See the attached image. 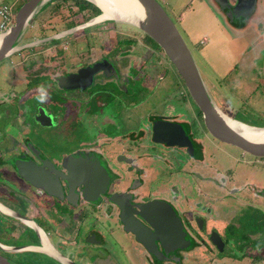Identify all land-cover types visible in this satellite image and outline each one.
<instances>
[{
    "label": "flooded vegetation",
    "instance_id": "af4514ba",
    "mask_svg": "<svg viewBox=\"0 0 264 264\" xmlns=\"http://www.w3.org/2000/svg\"><path fill=\"white\" fill-rule=\"evenodd\" d=\"M69 1L75 6L71 9V14L54 19L66 2ZM216 1L214 3L219 9V14L225 20V23L230 26H234L236 23L239 24L245 17L247 18L244 20L249 21V17L255 14L257 8V0L251 11L250 7H247V3L244 2L237 5L236 0H231V3L228 0H220L222 3ZM228 3L230 7L226 8L225 6ZM47 5H51L54 9L51 8L48 11L50 12L49 15L44 16L43 24L46 27L55 25V23L65 25L61 29L43 34L47 37L79 25L100 13V9L87 0H63L62 2L49 0L48 3L44 2L42 7ZM219 6H222L221 11ZM71 7L72 5H69L67 8ZM96 7L98 11H96ZM238 9L240 11L249 10L242 14L237 11ZM90 12L92 13L90 14ZM81 16L82 19L78 20ZM112 20L121 21L112 18H104L100 21L104 23ZM46 22L49 24H46ZM93 24L91 23L80 29L84 31L55 38L65 37L63 39L42 42L40 49L26 52L24 54L25 58L14 64V68L20 73L19 75H13L14 80L11 79L13 84H25L24 92L19 95V98L23 95L25 100L22 101L21 106L16 105L18 119L20 118V124L22 123L20 125L21 129L26 127V130L38 133L41 129L50 130L54 128L52 126L58 127L60 125V122L55 119L58 111L50 106V103L45 99L43 100L44 104L42 103L41 93L37 92L36 96L33 95L35 88H53L50 83L57 84L54 76L79 71L81 76L78 79L72 77L71 82L84 83L88 81L89 84L83 88L79 85L66 88L71 90L61 95L71 100L75 99L77 103L78 101H85L86 103L88 100H92L95 108L101 107L103 101H110L111 99L109 95H101V91L110 92L113 97L121 94L117 93L120 92V89L127 91L124 95L129 94L128 84L122 83V81L125 78L127 79L129 63L138 59L140 54L135 52L137 49L122 40L127 35L134 37L135 41H140V46L145 48V51L154 53L155 58L159 56V50L162 51L160 47L153 45L154 43L148 38L147 33L135 26L134 29L140 35L135 32L134 34L123 32L117 27L106 25L107 28L104 31H107L108 35L111 33V37L103 40L105 41L104 44L108 42L105 47L111 52V59L103 58V60L96 61L97 64H95L93 60H88L89 52H76L70 60L74 62L70 64V61H68L69 65H66V69L62 70L55 60L57 50L65 48V45L62 46L61 44L67 45L71 40L84 38L92 30L90 27ZM77 30L79 29L73 32ZM119 33L122 34L121 37H118ZM35 40L22 36L19 38L18 43ZM111 40H115L113 46H111ZM21 50H18V54L25 52ZM30 55H34L35 58H37L36 55H39L41 58L38 61L31 60L28 59ZM160 57L163 63L160 72L157 71V79H159L160 74L164 77L166 74L173 76L174 67L172 63L167 61L168 58L164 53ZM100 64L102 66L98 67ZM137 68L142 76H147V79L153 78V70L150 66H146L143 61L140 62ZM96 71L111 72L109 77L112 79L107 80L121 81L119 86L114 87V82L112 87L104 89L102 87L105 82L104 79L99 80V82L95 81ZM38 76H44V78L41 80L42 82L35 83L34 77ZM31 88L32 93L28 90ZM59 88L64 89V87ZM185 96L186 99L190 97L186 94ZM82 103L73 109L70 117L78 119L80 116H84L87 124L96 121L101 123L96 124V126L91 125V128L90 125L86 127L82 125L81 128H88L85 130L90 128L91 133L81 130L79 134L70 140V143L73 144L68 149L52 153L51 150L43 149L29 140L27 136L22 138V141L7 136L10 142L9 145L4 147L5 152L3 154L6 158H0V177L6 180L15 177V186L18 191L13 192L17 196L11 197V199L6 197L4 192H0V213L5 216L2 219L6 224V229L1 234L11 240L6 242L0 240V254L13 262L21 261L25 264H121L115 254L112 252L108 254L104 250L108 245L103 232L98 228H93V226H105L106 229L114 230V232L121 235L119 240H123L127 244L133 254L132 260L136 259L137 261V263L133 262L134 264H264V221L253 224L247 216V214L255 213L253 209L260 210V208L263 209L262 213L264 214V168L257 169V172H254L255 167L264 165V156H255L239 148V154H231L233 155L234 165L223 167L220 159H216L204 140L207 135H211L205 127L204 130L201 128L203 121L202 117L198 116L199 113L192 110L194 114L189 117L186 111H175L172 101L167 102L164 111L151 112L144 119H141V123L138 125L135 126V123L129 127L123 125L124 129L119 124L114 125V121L110 117L111 114L106 111H86V105ZM39 110H41L40 114L44 117L43 121L49 120L48 122L51 121L50 124L40 125L36 121L35 118ZM98 114L101 116L99 119ZM28 117H32L33 125H30L27 120L25 121V118ZM132 118L135 120L136 117ZM156 120L170 123L166 124V128L160 126V132L164 129L176 128L179 132L176 138L181 139V133L190 141V145L167 144L163 141L153 140V129ZM130 124H132V121ZM195 125L197 129H201V134L194 132ZM172 137L174 139L175 135ZM211 137L215 139L213 136ZM217 141L213 140L211 143L219 151L224 148L222 143L229 145L220 140ZM226 153L229 152L226 151ZM21 154L25 155L21 158L24 161L31 159L34 164H43L44 168H41L42 176L45 177L46 174L55 184L59 183L55 175H67L69 168L76 166V170H78L77 167H81L83 175L79 179L76 178L77 182L79 183L81 178L82 180L87 179L89 189L86 195L90 198L97 197V199L84 198L82 191L79 190L83 188L81 182L75 186L76 203H71L67 198V189L60 176L58 178L63 184L62 197L45 193L41 188L30 186L28 181L15 172L12 163ZM178 156H186L182 161L181 169L189 176L180 178L181 188L177 190L176 186L159 183L156 186L157 188L150 190V181L146 178L148 176L153 177L155 174L154 162L159 160L163 164H171L172 160L179 159ZM93 163L96 164L93 170L95 169L98 172L97 178H93L94 174L90 169ZM245 166L249 167L250 172L245 171ZM103 171L106 177L104 175V178L97 182V179L102 177L101 173ZM97 183L99 184L97 185ZM54 188L56 187L54 186ZM92 189H105V192L96 194ZM114 192L121 196L122 201L127 202L136 210L139 209L137 204H147L153 200L170 204L179 219L180 226L190 238L189 248L172 250L168 245L166 251H164L160 246V237L153 234L154 227L151 223L144 219L141 214L131 212L132 216L143 223L151 234L152 239L150 240L155 244V251H148L145 245L136 239L135 234L124 228L120 218L121 208L109 198V195ZM236 203L239 205L237 209ZM244 211H247V213ZM58 215L59 218L65 219L66 224L64 226H67L71 231V233L67 232L69 233L67 236L59 237L58 226L60 222L57 221ZM260 220H263V218ZM73 221L76 222L75 225H73ZM241 226L247 228L244 229L245 232L242 231ZM235 228H240L241 233L236 234L234 232ZM147 236L145 237L147 238ZM217 236L221 237L223 242H220L221 248L218 247V243L213 242V238L216 239ZM20 238L24 242H18ZM123 252L125 253V250ZM110 255L113 260L108 258Z\"/></svg>",
    "mask_w": 264,
    "mask_h": 264
},
{
    "label": "rangeland",
    "instance_id": "374dc122",
    "mask_svg": "<svg viewBox=\"0 0 264 264\" xmlns=\"http://www.w3.org/2000/svg\"><path fill=\"white\" fill-rule=\"evenodd\" d=\"M21 1L22 0H0V3L5 2L12 4L14 10H17L19 7L18 3ZM48 1L49 0H47L45 3H48ZM62 1L63 0H59V2ZM158 1L162 4L169 16L172 18L184 40L188 44L206 87L217 105L226 114L230 115L234 119L255 126H263L264 0L256 1V12L249 17V21L244 20L247 17H243L244 19L241 20L239 24H234V26L226 24L225 20L222 19L221 15L219 14V9L214 3L216 0ZM228 1L231 3V0ZM68 3L66 2L65 6L63 3L64 7H62L61 11L54 19H57V17L60 18L62 16H69V14H71V9H73L75 6H73L74 4H71V1ZM42 5L43 4L39 5L38 9L34 11L20 37L24 36V38L30 39H37L39 37V39H45L47 36H44L43 34H48L65 26L64 24L55 23V25L46 27L43 24V20L45 18L44 16H48L50 13L48 11L51 8L54 9V7H51V5L42 7ZM69 5H72V7L67 8ZM219 8L221 11L222 6H219ZM92 12H90V14ZM81 19L82 16L78 18V20ZM46 24L49 23L46 22ZM29 25H31V27H29ZM106 25L117 27L123 32H130L132 34L135 32L140 35L139 32L134 29V25L127 22L116 20L106 21L104 23L101 21L95 22L93 25H91L92 27L89 26L90 29L92 28V30L88 32L84 38L80 37L78 40H71L69 43H67V45L61 44L62 46L65 45V48H62V50H57V54L55 55V60L57 61V64L61 66V69H66V65H69L68 61H70L71 58L75 56L76 52H89L90 55L88 60H93L95 64H97L96 61L103 60V58L107 60L108 58L111 59L112 54L105 47L108 42L104 44L105 41L103 40L107 37H111V33L108 35L107 31H104V29L107 28ZM81 31L84 30L79 29L75 32H70L67 34V36ZM119 36L121 37L122 34L119 33L118 37ZM203 36L208 38V42L199 44V39ZM63 38H58L54 41ZM122 40L125 41L126 44H130V46L137 49L138 51L136 50L135 52L140 54L138 59L129 63V67H127V79L125 78L122 81V83L128 84L127 89L130 93L124 95V93L127 91L125 92L123 89H120V92L117 93L121 94H119V96L113 97L110 92L101 91L100 94L109 95L111 97L110 101L112 102L103 101L101 103V107L95 108L92 100H88L86 103L85 101H78L77 103V100L75 99L71 100L65 96H62L71 89L59 88L57 84H54L53 82L50 83L53 88H35L34 91L42 94V103L44 104L43 100L45 99V101L50 103V106L58 111V115L55 116V119L60 122L58 127L54 125L52 126L54 127L53 129H41L38 131V133H33L30 130H26V127L21 129L22 127L17 125L20 123V118L15 119V123L9 124V122L14 113L17 115V99L19 98V95H21L25 90V84H13V75H19L20 73V71L14 68V64L17 61L24 59V54L26 52L29 53L31 50L40 49L41 43L23 48L21 51L25 52L22 54H18L19 52L15 51L4 58L0 62V89L4 90V93L0 95V158L5 157L3 154L5 152L4 147L9 145L10 142V139L7 138V136L14 137L19 141H22L21 139L27 136L29 137V140L36 143L43 149L51 150L52 153H58L70 148V146L73 144L70 143V140L79 134L81 130L88 129L84 127L90 125L91 128L92 126H96V124L101 123L100 121H96L95 123L87 124L86 118L84 120V116H80L78 119H72V117H70V115L73 113V109H75L76 106H79L81 102H83L82 104L86 105V111H106L107 113L111 114L110 117L111 120L114 121V125L119 124L122 126V129H124L123 125L128 127L133 126V123H135V126L138 125L141 123V119H144L151 112L164 111L167 102L170 101H172L175 111H186L189 117H192L194 114L192 110H195L198 113V109L191 98L189 97V99H186V89L181 78L177 75L175 70L173 76L166 74L164 77V75L160 74L159 79H157V71L158 73L160 72L161 64L163 63L160 57V55H163V51L159 50V56L155 58L154 53L145 51L146 49L140 46V41H135L134 37H129L127 35L125 39ZM114 42L115 40H111V46L114 45ZM254 47L257 48V51L259 49V51H255ZM36 56L37 58H35L34 55H30L28 59L38 61V59L41 57L39 55ZM141 61H143L146 66L151 67L154 72L153 78L147 79V76L141 75L139 69L137 68ZM167 61L169 60L167 59ZM72 62L74 61H70V64ZM99 66L101 67L102 65L100 64L98 67ZM110 73L111 72L108 73V71L105 73L103 71L96 73L97 76L95 77V81L99 82V80L102 81V79H104L105 82L102 86L104 89H109L112 87L114 82V87H117L121 82H118L117 80H107L112 79L109 77V75H111ZM43 78L44 76L34 77V82H42L41 80ZM114 89L117 90L116 88ZM28 90L30 93H32V88ZM6 108L12 111L11 117L9 118L3 117V112L5 113ZM135 113H137V115H135ZM98 115V119L101 118L100 114ZM132 117H136L135 120ZM26 120L30 125H33L32 117H28L27 119L25 118V121ZM131 121L132 124H130ZM82 125L84 126L83 128H81ZM90 128L89 130L85 131L91 133ZM201 128L204 130V126L202 124ZM194 130L196 134H201V129H197L196 125L194 126ZM204 140L208 144L210 150H212L213 155L216 156V159H220V163L223 167H232L234 165L232 157L233 155L231 154H239V148L235 146L233 147V145L230 144L227 145L222 143L224 148L222 151H219L211 143L213 140L217 141L216 139H212L211 136L207 135L206 139ZM226 151L229 153H226ZM247 156L252 157L251 155ZM178 158L179 159L177 160H172L171 164H163L159 160L154 162L153 168L155 169V174L153 177L148 176L146 178V180L150 181V190L157 188L156 186L159 183L176 186L177 190L178 188H181L179 182L180 178H187L189 176L181 169L183 164L182 161H184L186 156H178ZM262 168H264V165L255 167L254 172H257V169L261 170ZM245 171L250 172L248 166H245ZM14 180L15 177H10L9 180L0 177V192H4V195L9 199H11V197L17 196L13 193L18 191ZM236 206V209L239 208L238 203H236ZM253 211L255 213L247 214V216L250 218V222L253 224L262 223L264 221V214L262 213L263 209H253ZM244 212L247 213V211ZM4 217L5 216L0 213V240L2 242L11 241L9 240L10 238H7L4 234H1L6 229V224L2 219ZM262 218L263 220H260ZM241 227L243 229L242 231L245 232L244 229L247 228L245 226ZM93 228H98L103 232L108 245L104 250H106L108 254L109 252L115 254L120 260L121 264L137 263L136 259L132 260L133 254L131 253L127 244H125L123 240H119L121 236L119 233L114 232V230L111 231L108 228L106 229L105 226H93ZM234 232L239 234L240 228H235ZM18 242H24V240L20 238ZM124 250L125 253L123 252ZM108 258L113 260L111 255L108 256ZM14 263L25 264L21 261H16Z\"/></svg>",
    "mask_w": 264,
    "mask_h": 264
},
{
    "label": "water",
    "instance_id": "95a60500",
    "mask_svg": "<svg viewBox=\"0 0 264 264\" xmlns=\"http://www.w3.org/2000/svg\"><path fill=\"white\" fill-rule=\"evenodd\" d=\"M46 1L47 0H25L19 5L16 12L14 13L13 24L9 27L8 31L0 34V61H2L12 52L21 50L27 46H32L34 44H39L48 40L55 39L57 37L65 36L76 29H81L91 23L100 21V19L98 20L97 17L102 14L101 7L96 3L95 0H87L95 4L100 9V13L98 15L90 18L89 20L79 25L73 26L59 33L50 35L45 39H36L35 41L31 42L18 43L20 35L24 31V28L28 24L34 11L36 10V8H38L39 5L43 4ZM130 1L137 3L142 12L140 11L139 13H137L132 11V13L130 12V15L125 18H110L121 20L138 27L139 29L147 33L158 44V46L162 49L168 60L174 66V69L178 73L179 77L182 79V82L191 100L200 111L203 125L208 131V133L215 139L236 146L242 150L247 151L252 155L264 156V138L254 139L252 137H248L244 135L241 127L237 126L236 124L233 125L227 121L226 117L231 118L233 120L237 119H234L230 115L226 114L212 98L188 44L184 40L178 27L176 26L172 18L169 16L165 8L162 6V4L158 0ZM221 1L218 0V2L222 3ZM255 1L256 0H236V4L239 5L243 2L247 3V7H250L251 11V9H253L255 5ZM225 7H230V4L228 3ZM248 10L249 9L240 11L238 9L237 11L243 14L245 12H248ZM79 76H81V73L77 71L76 73L73 72L67 75H59L57 77L54 76V79L59 87L64 88H72L76 85H79L83 88L89 84L88 81L84 83L71 82L72 77L78 79ZM40 113L41 110L38 111V115L35 118L36 121H38L40 125L50 124L51 121L48 122L49 120L43 121L44 117H42V114ZM156 121L157 122L154 123L153 129V140L159 142L163 141L167 144H177L182 146L186 144L190 145V141L183 134L180 133L181 139L176 138L179 134L176 128H170L169 130L164 129L160 132V126H164L163 128H166V124L170 123L161 122L158 120ZM243 123L253 128H264V125L255 126L246 122ZM173 135H175L174 139L172 137ZM22 157H25V155L21 154L19 157L15 158L12 163L15 172L24 180L28 181L30 186L41 188L45 193L62 197L63 184L58 178V176H60V178L64 181V186L67 189V198L68 200H70L71 203H76L75 186L76 184L79 185V183L81 182L83 183V188L82 190H79L80 192L82 191L84 198L89 200L97 199V197L90 198L86 195L87 190L89 189V183L87 179L82 180L81 178V181L79 183L77 182L76 178L78 177L79 179L80 176L83 175L81 167H77L78 170H76V166H73V168L71 169L69 168V173L67 175H55L57 181L59 182L55 184L46 174L45 177L42 176L41 168H44L43 164H34V161L31 159V162H29L30 160L24 161L23 159H21ZM94 167H96L95 163L90 166V169L94 174L93 178H97L98 172L95 169L93 170ZM101 175L102 177H99L97 179V182L101 180V178H104V171L101 173ZM98 184L99 183H97V185ZM54 186L56 188H54ZM92 191H95L96 194H100L105 192V189H92ZM109 198L120 206V218L122 224L124 225V228L130 231L131 233L135 234L136 239L142 244H144L148 251H155V244L152 240H150L152 239L151 234L143 223L139 222L132 216L131 212L141 214L144 219H147L151 223V225L154 227L153 234H155L156 237H160V246L164 249V251H166L168 245L172 248V250L189 248L190 238L180 226L179 219L170 204L160 200H153L149 201L147 204H137L139 209L136 210L131 207V205L127 202L125 203L124 201H122L120 199L121 196L118 193L116 194V192L110 194ZM146 235H148L147 238L145 237ZM213 242L216 244L218 243L219 248H221L220 242L223 243L221 241V237L219 236H217L216 239L213 238ZM0 264L15 263L4 255L0 254Z\"/></svg>",
    "mask_w": 264,
    "mask_h": 264
},
{
    "label": "bare ground",
    "instance_id": "6f19581e",
    "mask_svg": "<svg viewBox=\"0 0 264 264\" xmlns=\"http://www.w3.org/2000/svg\"><path fill=\"white\" fill-rule=\"evenodd\" d=\"M96 3L101 7L102 14H100L97 19L101 20L103 18L110 17H120L125 18L130 15L132 11L139 13L141 9L130 0H95ZM142 12V11H141ZM227 118V121L233 125H237L242 128L244 135L252 137L254 139H263L264 138V128H253L243 123V121L233 120Z\"/></svg>",
    "mask_w": 264,
    "mask_h": 264
},
{
    "label": "built area",
    "instance_id": "2783aa9c",
    "mask_svg": "<svg viewBox=\"0 0 264 264\" xmlns=\"http://www.w3.org/2000/svg\"><path fill=\"white\" fill-rule=\"evenodd\" d=\"M14 21V8L12 4L0 3V34L8 31L9 27ZM207 41L206 37L203 36L199 42L201 44Z\"/></svg>",
    "mask_w": 264,
    "mask_h": 264
},
{
    "label": "crops",
    "instance_id": "0c3cea01",
    "mask_svg": "<svg viewBox=\"0 0 264 264\" xmlns=\"http://www.w3.org/2000/svg\"><path fill=\"white\" fill-rule=\"evenodd\" d=\"M50 1H52V0H50ZM57 1V0H56ZM5 3V2H4ZM20 3H22V2H20ZM20 3H18V4H20ZM207 42H208V40H207ZM254 49H255V51H257V48L256 47H254ZM258 51H259V49H258ZM257 51V52H258ZM4 93V90H0V95H2ZM34 94H35V96H36V94H37V92L36 91H34ZM33 94V95H34ZM25 100V98H23V95L18 99V104L21 106L22 105V101H24ZM21 109H22V107H21ZM1 114V113H0ZM11 114H12V111L10 110V109H8V108H6L5 109V113L3 112V117H7V118H9V117H11ZM15 119H18V115H15V113L12 115V118H11V120H10V122H9V124H11V123H15L14 122V120ZM17 125H21L20 123H18ZM25 125V124H24ZM23 125V126H24ZM57 221H59L60 223H59V226H58V231H60V234H59V237H63V235L64 236H67L69 233H71V231H69L70 229L67 227V226H64L65 224H66V222H65V219H61V218H59V215L57 216ZM73 223V225H75L76 224V222L75 221H73L72 222ZM67 232H69V233H67ZM72 235V234H71Z\"/></svg>",
    "mask_w": 264,
    "mask_h": 264
},
{
    "label": "trees",
    "instance_id": "16d2710c",
    "mask_svg": "<svg viewBox=\"0 0 264 264\" xmlns=\"http://www.w3.org/2000/svg\"><path fill=\"white\" fill-rule=\"evenodd\" d=\"M24 0H22L21 2H23ZM21 4V3H20ZM19 6V5H18ZM96 11H98V8L96 7ZM148 35V34H147ZM148 38L151 40V41H153V43H154V45H156L157 47H159L158 46V44L152 39V38H150V36L148 35ZM177 73V72H176ZM177 75H178V73H177ZM179 76V75H178ZM182 80V79H181ZM184 85V84H183ZM186 95L189 97V94H188V92H187V90H186ZM198 113H199V117H201V113H200V111L198 110Z\"/></svg>",
    "mask_w": 264,
    "mask_h": 264
},
{
    "label": "clouds",
    "instance_id": "9594fccd",
    "mask_svg": "<svg viewBox=\"0 0 264 264\" xmlns=\"http://www.w3.org/2000/svg\"><path fill=\"white\" fill-rule=\"evenodd\" d=\"M15 10H16V9H15ZM15 10H14V13H15ZM201 38H202V37H201ZM201 38H200V39H201ZM200 39H199V40H200ZM206 39L208 40L207 37H206ZM206 42H207V41H206ZM206 42H205V43H206ZM199 44H201V43L199 42ZM203 44H204V43H203ZM173 67H174V66H173ZM174 70H175V69H174ZM175 72H176V71H175Z\"/></svg>",
    "mask_w": 264,
    "mask_h": 264
}]
</instances>
